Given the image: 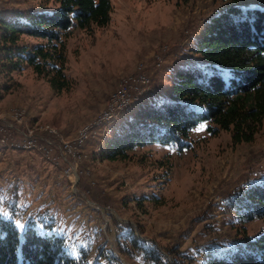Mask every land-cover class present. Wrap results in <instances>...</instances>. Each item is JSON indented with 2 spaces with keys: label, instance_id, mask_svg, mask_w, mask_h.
Wrapping results in <instances>:
<instances>
[{
  "label": "rangeland",
  "instance_id": "1",
  "mask_svg": "<svg viewBox=\"0 0 264 264\" xmlns=\"http://www.w3.org/2000/svg\"><path fill=\"white\" fill-rule=\"evenodd\" d=\"M111 2L106 25L73 29L65 38L69 86L62 89L18 55L19 46L45 39L22 34L10 43L0 36V123L17 125L0 128V140L8 141L0 142V212L22 225L47 220L69 253L85 254L90 264H154L142 249L150 245L167 264H212L264 232V219L241 222L229 205L242 186L264 182V117L251 142L234 144L225 130L212 134L204 120L181 150L154 143L129 150L126 158L108 159L102 152L117 121L164 99L179 66L202 61L192 46L210 15L232 0ZM56 4L0 0V16ZM239 4L264 8L261 0ZM138 73L149 77L139 98L126 110L119 106L115 118L97 119L123 80ZM15 106L25 111L19 123ZM91 121L93 131H104L88 134L80 158L54 136L49 150L15 142L26 129L40 146L45 129L76 140Z\"/></svg>",
  "mask_w": 264,
  "mask_h": 264
},
{
  "label": "trees",
  "instance_id": "2",
  "mask_svg": "<svg viewBox=\"0 0 264 264\" xmlns=\"http://www.w3.org/2000/svg\"><path fill=\"white\" fill-rule=\"evenodd\" d=\"M51 9H30L0 16L4 42L27 34L45 39L19 46L20 57L55 89L69 86L64 73L65 38L73 29L104 26L111 18V0H55ZM232 3L210 15L192 50L200 62L175 71L168 95L141 105L119 120L105 141L102 155L126 158L137 146H186L189 131L204 120L208 130L229 131L234 144L251 142L264 117V8ZM264 3V0H261ZM63 36H65L63 38ZM18 64H16L17 67ZM241 222L264 219V182L247 183L229 202ZM10 210V209H9ZM134 246H138L132 239ZM140 248V247H139ZM154 264H167L154 245L143 247ZM212 264H264V232L246 237L236 249ZM0 264H90L87 256H72L52 224L36 218L24 225L0 212Z\"/></svg>",
  "mask_w": 264,
  "mask_h": 264
},
{
  "label": "built area",
  "instance_id": "3",
  "mask_svg": "<svg viewBox=\"0 0 264 264\" xmlns=\"http://www.w3.org/2000/svg\"><path fill=\"white\" fill-rule=\"evenodd\" d=\"M128 81L130 82V88H127L125 84ZM148 81H149V77L142 73H138L134 76L124 79L122 82L123 87L119 88L118 90H116V92L112 94L111 103L108 104V107L105 110H103L97 115V119L114 117L115 112H117V106H125V110H126V105L128 104V102H130V100L133 99L134 97H139L141 88H144V86L147 84ZM12 113L15 115L16 118H18V123H19V116H25V111L19 109L18 106H15L14 108H12ZM93 122L94 121H91L88 124H86L83 128H81V135L76 140H65L63 139L62 134H56L54 132L47 131L45 129L44 131H46L48 134L47 139L45 140V136H44L43 143L40 146L38 143V137H35L34 132H30L26 129V131L23 132L22 140L15 139V142L26 144L27 149L28 148H38L39 149L43 147L46 150H49L46 148V146H50V148L52 147V138L50 136H54L60 140L59 144H62V148L63 146L66 147L64 149L71 151L74 156H77L80 158V157H83L84 155L82 148H83V144L88 139V134L89 133H100L102 130L101 129L99 131H92ZM0 125H1L0 128L5 129V130L10 129V128H15V126H17V125H9L7 123H0ZM0 142H8L7 137L2 136ZM9 142H12V141H9ZM47 157H49V155H47Z\"/></svg>",
  "mask_w": 264,
  "mask_h": 264
},
{
  "label": "bare ground",
  "instance_id": "4",
  "mask_svg": "<svg viewBox=\"0 0 264 264\" xmlns=\"http://www.w3.org/2000/svg\"><path fill=\"white\" fill-rule=\"evenodd\" d=\"M141 92V91H140ZM139 96H140V94H139ZM135 98H139V97H134L133 99H135ZM131 103V100H130V102H128V104L126 105V108L128 107V105ZM118 107L119 106H117V112H115V113H118ZM111 118H115V116L114 117H111ZM100 119H102V118H99V120ZM94 125V124H93ZM93 125H92V131H93ZM104 131V130H103ZM103 131H101L99 134H101V133H103ZM89 134H91V133H89Z\"/></svg>",
  "mask_w": 264,
  "mask_h": 264
}]
</instances>
